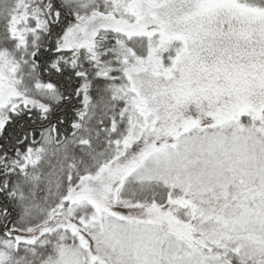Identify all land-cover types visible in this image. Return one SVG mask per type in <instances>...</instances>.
Segmentation results:
<instances>
[{"label":"snow or ice","instance_id":"6c2138e0","mask_svg":"<svg viewBox=\"0 0 264 264\" xmlns=\"http://www.w3.org/2000/svg\"><path fill=\"white\" fill-rule=\"evenodd\" d=\"M0 264H264V0H0Z\"/></svg>","mask_w":264,"mask_h":264}]
</instances>
